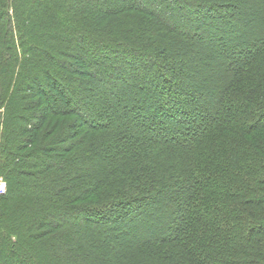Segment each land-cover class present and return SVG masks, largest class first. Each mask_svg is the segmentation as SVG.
<instances>
[{
  "label": "trees",
  "instance_id": "16d2710c",
  "mask_svg": "<svg viewBox=\"0 0 264 264\" xmlns=\"http://www.w3.org/2000/svg\"><path fill=\"white\" fill-rule=\"evenodd\" d=\"M0 178V264H264V0H0Z\"/></svg>",
  "mask_w": 264,
  "mask_h": 264
},
{
  "label": "rangeland",
  "instance_id": "374dc122",
  "mask_svg": "<svg viewBox=\"0 0 264 264\" xmlns=\"http://www.w3.org/2000/svg\"><path fill=\"white\" fill-rule=\"evenodd\" d=\"M199 1H206V0H199ZM209 1H211V0H209ZM222 3V2H221ZM110 181V184L112 183L113 184V182H114V180H109ZM0 183H2L3 184V186H4V190H6V184H5V182H4V180L2 179V178H0ZM104 188V187H103ZM104 190V189H103ZM105 191H108V189L107 190H105ZM107 194V193H106ZM105 193H103V194H100V196H101V198L104 200V199H106V197L107 196H105L106 195ZM118 262H121V260L120 261H118Z\"/></svg>",
  "mask_w": 264,
  "mask_h": 264
},
{
  "label": "built area",
  "instance_id": "2783aa9c",
  "mask_svg": "<svg viewBox=\"0 0 264 264\" xmlns=\"http://www.w3.org/2000/svg\"><path fill=\"white\" fill-rule=\"evenodd\" d=\"M5 190H4V186L2 183H0V195L4 194Z\"/></svg>",
  "mask_w": 264,
  "mask_h": 264
}]
</instances>
